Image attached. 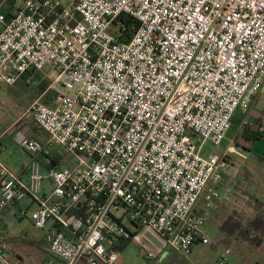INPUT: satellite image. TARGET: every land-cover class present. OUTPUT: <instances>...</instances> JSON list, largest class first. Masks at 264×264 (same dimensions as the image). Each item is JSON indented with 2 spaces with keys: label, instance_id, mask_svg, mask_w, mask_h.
I'll list each match as a JSON object with an SVG mask.
<instances>
[{
  "label": "built area",
  "instance_id": "obj_1",
  "mask_svg": "<svg viewBox=\"0 0 264 264\" xmlns=\"http://www.w3.org/2000/svg\"><path fill=\"white\" fill-rule=\"evenodd\" d=\"M3 4L0 86L48 71L55 95L25 111L45 136L13 130L30 161L24 175L0 162V226L10 209L45 230V264H117L143 227L183 257L208 245V214L231 193L219 185L237 152L206 145L222 146L264 89V0ZM121 17L138 23L129 42ZM6 240L0 264H25Z\"/></svg>",
  "mask_w": 264,
  "mask_h": 264
},
{
  "label": "rangeland",
  "instance_id": "obj_2",
  "mask_svg": "<svg viewBox=\"0 0 264 264\" xmlns=\"http://www.w3.org/2000/svg\"><path fill=\"white\" fill-rule=\"evenodd\" d=\"M47 72L43 73L46 78H48L46 76ZM49 75L55 77V74L52 72H49ZM28 92L34 95L33 88H30ZM7 95L5 89H0V98L2 100H4L3 98ZM250 108L247 111H249ZM257 109L264 112V93L263 99L260 100ZM245 112L238 113V117L242 119V121L244 120L242 114ZM258 123L259 126L264 127V123H261V121ZM233 124L235 125V129H237L238 121H233ZM42 135L45 136L43 133ZM206 150V154L210 152L221 153L225 150V144L220 147H214L208 143L206 145ZM2 155L6 160L16 163L17 167L20 166L23 159L28 158L27 153L15 142V140L12 141L7 153L2 154L0 152V157ZM15 171L16 170H11V172L14 173ZM230 198V200L226 201L227 203L220 205L209 217L207 229L210 243L205 246H199L193 257L181 256L176 251L171 250L165 239L157 232L151 228L143 227L136 232V235L129 245L120 253V259L117 264H218L226 250L231 251L227 264H257L260 258L256 248L245 242L227 237L221 231V226L227 218L233 217L238 220H243L245 224L248 223L250 227H252L251 223L255 218L258 217L264 221V206H251L254 200L252 198H245L238 193L232 195ZM28 205L29 202L25 201L20 205V208L26 209ZM34 210L35 207L31 206L29 208L30 214ZM4 222L6 225L5 234L8 238L10 237L18 240L20 237H23L33 239L39 243L44 241L45 230L35 228L28 217H22L16 211L11 210L7 212L4 216ZM13 244L16 252L20 253L23 257L25 264H41L44 253L40 248L18 241H14ZM142 249L151 252L154 255V259L151 261L146 260L141 255Z\"/></svg>",
  "mask_w": 264,
  "mask_h": 264
},
{
  "label": "crops",
  "instance_id": "obj_3",
  "mask_svg": "<svg viewBox=\"0 0 264 264\" xmlns=\"http://www.w3.org/2000/svg\"><path fill=\"white\" fill-rule=\"evenodd\" d=\"M3 3L4 0H0V8H5ZM0 89H5L8 94L3 98L4 100L0 98V152L5 154L10 149V145L13 141V130L15 128H31L37 130L39 133L41 131L35 127L31 118L25 114V111L33 102L30 100L28 94L24 93L17 99H14L9 95L8 87L0 86ZM263 93L264 89L255 98L250 110L242 114L244 118L243 121L238 117V113L241 112L235 115L234 121H238L237 129H235V125L232 123V128L223 145L225 144V150L229 146H233L237 154L232 155L231 167L226 172L223 181L219 185L220 190L229 188L231 189V193L223 202L215 204L214 208L208 214V219L220 205L227 203L226 201L230 200V197L236 193L243 195L245 198H252L254 201L251 203V206H264V129H260L261 126H259L258 123L259 121L264 123V121H262L264 120V112L257 109L260 100L263 99ZM258 132L261 133V137L258 140H253L252 137ZM42 133L43 132H41V135ZM29 161L30 156L28 155V158L23 159L20 166L17 167L16 163L6 160L3 155L0 157V162L6 168L9 170H16L15 173L22 175L26 173ZM3 227H6L4 219L0 226V241L10 238L5 239V237H3ZM9 242L17 257L24 261L20 253L16 252L13 244L14 242H12L11 239ZM198 247L199 246L193 249L190 255L191 257L196 254ZM256 250L260 258L257 264H264V242L259 248H256ZM43 259L44 257H42L41 264H45ZM14 260L17 261L18 258H13V261Z\"/></svg>",
  "mask_w": 264,
  "mask_h": 264
},
{
  "label": "trees",
  "instance_id": "obj_4",
  "mask_svg": "<svg viewBox=\"0 0 264 264\" xmlns=\"http://www.w3.org/2000/svg\"><path fill=\"white\" fill-rule=\"evenodd\" d=\"M6 6L3 8V11L7 10ZM119 20H122L125 22L126 29L124 31L123 37L120 39L122 42H129L131 38L133 37L137 27L138 23L133 20L132 18L128 17H121ZM51 84L50 79L44 77L42 72H28L24 74L13 86L8 87V93L11 97L14 99H17L22 94H28L31 101L38 99L42 97L43 102L45 104H50L52 98L54 97L53 91H47L49 86ZM30 88L34 89V95L29 94L28 90ZM236 116H234L235 118ZM233 118V121H234ZM261 137V133H256L252 139L258 140ZM56 154V151H53ZM43 163V161H42ZM45 165V163H43ZM11 211L10 209L5 211L2 215V219H4V216L7 212ZM252 227L248 223H244L243 220H238L233 217L227 218L223 225L221 226V231L230 238H234L236 240L245 242L249 244L250 246H253L255 248H259L262 243L264 242V221L260 218H255L252 223ZM3 237L8 238L5 234L6 227H3ZM257 233V234H256ZM11 239L12 242L18 241L23 244H27L30 246H36L42 250L44 253V263L50 261L53 259L52 255L49 253L48 249L46 248L44 242H36L33 239H27L20 237L18 240L14 238L7 239L8 241ZM131 241H127L123 243L119 251L122 252L130 243ZM55 262H59L58 260H55Z\"/></svg>",
  "mask_w": 264,
  "mask_h": 264
}]
</instances>
